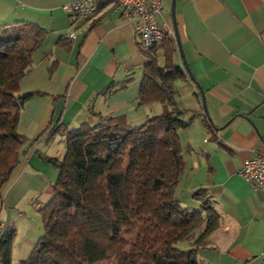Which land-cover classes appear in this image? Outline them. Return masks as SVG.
I'll return each instance as SVG.
<instances>
[{
  "label": "crops",
  "instance_id": "1",
  "mask_svg": "<svg viewBox=\"0 0 264 264\" xmlns=\"http://www.w3.org/2000/svg\"><path fill=\"white\" fill-rule=\"evenodd\" d=\"M72 1L0 0V26L46 31L18 82V95L32 93L17 124L26 151L0 191V221L13 230L12 264L26 258L42 234L33 217L57 176L47 158L63 157L66 134L94 125L99 115L138 125L161 108L139 103L146 57L120 9L109 2L81 17L62 9ZM171 6L163 0L158 20L173 30L174 18L209 117L176 43L175 59L185 72L174 82L176 100L189 109V122L179 130L183 170L175 194L196 207L192 193L201 188L219 213L196 257L200 264H264V195L238 174L246 158L264 153V0H174L173 15ZM57 133L63 139L54 144Z\"/></svg>",
  "mask_w": 264,
  "mask_h": 264
},
{
  "label": "trees",
  "instance_id": "2",
  "mask_svg": "<svg viewBox=\"0 0 264 264\" xmlns=\"http://www.w3.org/2000/svg\"><path fill=\"white\" fill-rule=\"evenodd\" d=\"M45 32L0 26V191L26 151L17 124L32 93L18 95V82ZM140 50L146 61L138 100L158 102L161 113L138 125L99 115L94 125L66 134L63 157L47 158L57 176L38 208L42 234L18 264H200L197 249L219 213L201 188L192 193L196 207L175 194L183 170L179 130L189 109L178 105L174 82L185 72L175 59V37ZM12 232L0 237L3 264H12ZM182 241L187 248L177 246Z\"/></svg>",
  "mask_w": 264,
  "mask_h": 264
},
{
  "label": "built area",
  "instance_id": "3",
  "mask_svg": "<svg viewBox=\"0 0 264 264\" xmlns=\"http://www.w3.org/2000/svg\"><path fill=\"white\" fill-rule=\"evenodd\" d=\"M109 2L119 8L121 14L132 25L140 49L148 50L153 45L163 43L166 38L174 37L173 30L158 20L163 0H76L63 4L62 9L83 17L95 12L98 5ZM69 37L73 38L74 33H70ZM238 174L253 189L264 195V153L255 152L252 156L246 158L242 162ZM4 232L5 229L0 221V237ZM0 264H3L1 255Z\"/></svg>",
  "mask_w": 264,
  "mask_h": 264
},
{
  "label": "water",
  "instance_id": "4",
  "mask_svg": "<svg viewBox=\"0 0 264 264\" xmlns=\"http://www.w3.org/2000/svg\"><path fill=\"white\" fill-rule=\"evenodd\" d=\"M173 3H174V0H172V15H173ZM174 17V16H172ZM173 30H174V34H175V38H176V43L178 44V49L180 51V57L182 58V64L183 66L185 67L186 71H187V74L189 75L190 79L193 81V83L198 86V89H199V94H200V97H201V101H202V106H203V111L204 113L206 114V116L208 117V112H207V108H206V103H205V96H204V92L203 90L200 88V86L198 85L197 81L192 77V75L190 74L189 70L187 69L186 67V62L184 60V57H183V54L181 52V48H180V41H179V38H178V34H177V30H176V25H175V22H174V18H173ZM209 118V117H208Z\"/></svg>",
  "mask_w": 264,
  "mask_h": 264
},
{
  "label": "rangeland",
  "instance_id": "5",
  "mask_svg": "<svg viewBox=\"0 0 264 264\" xmlns=\"http://www.w3.org/2000/svg\"><path fill=\"white\" fill-rule=\"evenodd\" d=\"M179 79H180V78H179ZM179 93H180L182 96L186 94V87H185L184 85H182V87L179 88ZM158 104H159V103H158ZM158 104H157V102L152 103L153 107H155V108H156V105H158ZM154 111H156V109H155ZM159 113H161V108L159 109V111H158L156 114H159ZM59 139L61 140V139H63V138L60 137L59 133H57L56 140H55L54 144L58 143ZM54 180H55V179H54ZM53 182H54V181H53ZM182 197L184 198V195H183ZM37 212H38V210H36V213H37ZM33 220H35V223H37V224H36V229H37V231L40 229V233H42L43 228H42V223H41V218H40V213H39V212L35 215V217H33ZM177 246L180 247V248H187V247H188V245H187L184 241L179 242V243L177 244ZM26 257H27V256H26Z\"/></svg>",
  "mask_w": 264,
  "mask_h": 264
}]
</instances>
